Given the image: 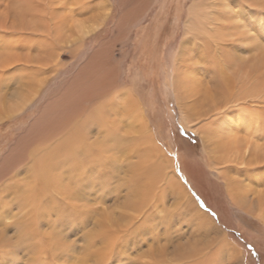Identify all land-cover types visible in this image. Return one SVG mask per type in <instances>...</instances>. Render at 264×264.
Here are the masks:
<instances>
[{"label": "bare ground", "instance_id": "6f19581e", "mask_svg": "<svg viewBox=\"0 0 264 264\" xmlns=\"http://www.w3.org/2000/svg\"><path fill=\"white\" fill-rule=\"evenodd\" d=\"M120 2L126 8L122 11L126 19L120 17L117 22L121 35L143 14L148 0ZM111 9L110 0H0V129L6 119L43 96L45 69L62 64L60 57L65 50L79 53L85 38L103 26ZM106 55H111L109 42L95 48L86 60V66L92 68L80 66L74 75L85 87L79 91L80 97L100 98L98 104L86 111L74 101L73 107H79L72 108V118L67 114L66 119L55 124L57 130H51L53 124L46 121L43 125L40 118L33 121L29 130H34V137L25 142L24 156L21 154L27 161L25 179L17 167L12 179L0 184V264H27L24 241L30 244L28 253H34L33 258L38 253L34 249H45L44 244L54 247L51 251L55 258L58 253L67 256L65 250L57 248L61 240L52 235L53 231L44 238L43 232L51 230L53 219L66 225L67 235L78 244H72V248L80 247L76 259L79 264H213L217 254L208 255L212 248L232 258L236 247L229 245L224 233L219 236L215 232L211 238L212 228L216 229L213 219L198 206L177 176L173 160L153 139L134 80L120 87L117 65L107 66L105 75L99 74ZM173 56L172 84L183 124L201 135L207 161L225 183L233 203L264 222V0H193ZM12 82L18 88L10 91L7 87ZM95 130L98 136L91 142ZM130 136L132 145L124 142ZM130 150L146 156L143 161H149V173L164 176L173 203H177L192 228L205 237L201 248L177 245L170 252L168 242L158 247L156 239L146 243L147 236L152 235L147 223L153 212L146 213L144 208L150 202H141L144 197L135 199L145 214L137 223L134 216L113 215L109 211L91 218L96 210L80 204V200L83 203L91 199L84 193L94 183L87 172L91 158L103 162ZM106 169L105 174L109 172ZM143 170H136L138 178L145 173ZM65 176L73 178L72 184L65 182ZM152 178L143 182V187L152 186ZM142 181L145 180L137 183ZM128 197L135 203L134 196ZM130 244L134 245L136 256L149 259L134 258ZM171 253V259L166 258Z\"/></svg>", "mask_w": 264, "mask_h": 264}, {"label": "rangeland", "instance_id": "374dc122", "mask_svg": "<svg viewBox=\"0 0 264 264\" xmlns=\"http://www.w3.org/2000/svg\"><path fill=\"white\" fill-rule=\"evenodd\" d=\"M110 1L112 9L108 18L99 30L85 38L84 48L82 47L79 53H77V51L75 52L73 49L70 51L69 49L68 51L65 50L60 57L62 64L51 67L50 69H45V74L49 75H43V77H46L44 79L45 84L42 85L43 87L41 88L43 96L41 95L42 97L36 99L34 103L24 111L6 119L2 123L0 129V164L3 161L6 162V164L4 163L3 166H0L2 169L0 170V184L12 179L16 171L15 168L17 167L22 169V175L20 177L25 179L24 173L27 171L25 166L27 161H23L25 158H21V154L24 156L25 142L29 138L32 139L34 137V130L33 132L29 130L33 121L40 118L41 121H44V123L42 122L43 125L46 121V123L53 124L51 130H57L55 124H57L60 119L62 121L66 119L68 115V117L72 118V108L79 107H73L74 101V104L80 103V106L82 104L85 110H89L91 106H96V104H98L97 100H100V98L84 99L83 95L80 97L81 94L79 91L83 92L85 87L80 86L79 81L74 78V75L78 72L80 66L87 67L88 61L86 60L90 59L91 53L95 48H99L103 43L109 42L112 56L110 55L107 57L108 55H106L102 57L106 59H104L102 63L103 66L100 68L99 74L105 75V71L108 67L117 65V69L120 71L118 72L120 76H118L117 79L120 83V87L129 84L132 79L134 80L135 89L137 86L136 91L140 96L139 99L143 105L145 115L147 116L148 126L150 127L149 129L153 135V139L159 144L158 146L163 149L165 154L173 160L175 172L184 184L186 190L193 196L198 206L213 219L216 229L212 228L211 238L215 237V232H218L219 236L224 233L229 237V245L231 247L232 245L236 247L233 249L235 253L232 258H230V255H223L219 253L216 248H212L208 255L210 253L212 255L217 254L216 259L213 260V264H264V222L259 220L256 215H249L238 205L233 203V200L226 191L225 183L218 178L207 161L201 135L194 130L186 129L183 124L184 119L182 111L174 94L172 84L173 72L170 65L174 57L173 55L180 45L184 33V22L187 17V9L193 0H148L143 14L140 15L138 19L134 20L128 32L121 34L122 36L119 34L117 22L120 17L126 19L125 15L122 14V11L126 8H124V5H121L120 0ZM132 1L134 2L135 0ZM126 3L129 4L131 2L127 1ZM87 68L92 67L88 66ZM7 88L10 91L18 88L17 83L12 82ZM76 99L80 100V102ZM67 102L69 103L67 104ZM48 109L49 111H47ZM76 110L77 109H75V111ZM97 136L98 131H93L91 137L89 136L90 141L93 142ZM131 138L130 136L129 139H125L124 142L129 141L128 144L132 145L133 142ZM124 146L125 144L123 143V147ZM121 150L123 149L121 148ZM25 153L28 154V149H26ZM145 157L144 154L138 151L130 150L116 157H110V159H106V161L103 162L98 160L97 157L91 158L87 172H89V177L94 180V183L92 182L93 184H89L87 188L84 189L85 196L90 195L91 199L83 203L82 200H80V204L90 211L96 210L91 218L94 216L99 217L100 215H97V213L102 214L103 212L109 211L113 215L134 216L137 223V220L139 222L143 220L145 214L141 212L143 209L141 207L142 205H137L136 200L145 198V200L141 202L146 203V201H149L151 204H147L144 208L147 209L146 213L150 214L153 212L149 215L151 220L147 223V225L152 228V235L147 236V239H145L146 243L151 244L152 240L156 239L155 247H158L162 243L168 242L171 245L170 248H172L169 250L170 252H172L177 245H182L184 247L185 245H189L190 248H192L191 245H195L201 248L202 243H206L204 240L205 237L202 236L199 230L196 231V229L192 228L177 203L176 205L173 203L174 200L168 193L169 187L166 185L165 178H163L164 176L160 177L158 172L155 173L156 175L149 173L150 169L147 170L149 161H143ZM134 158L136 159L134 160ZM105 165L107 166L105 167ZM107 167L109 172L106 171L105 174L104 169L107 170ZM8 168L10 169L8 170ZM6 170L8 171L6 172ZM136 170L138 172L139 170H143L145 173L138 178V172ZM98 172H101L100 175H97ZM93 174L98 176V178L92 176ZM150 176L154 178H152L154 184L152 186L147 185L143 187ZM65 177V182L72 184L71 179L73 178ZM143 179L145 181L139 184L137 183L138 180ZM105 180L106 182H104ZM89 186H91L92 189L89 188ZM112 187L115 188L111 190ZM142 187L143 189L141 190ZM146 188H148L149 191H147L148 189ZM114 190H116V192ZM151 191L153 192L151 193ZM166 193H168V195ZM129 195H132V198L134 196L133 201H135V203L130 202ZM98 200L102 201L98 202ZM90 204H92V206ZM138 206H140V209ZM23 214L26 215V213ZM23 214L22 216H24ZM26 217L27 216H24V218ZM169 217L171 220L167 219ZM44 228L47 229L46 225H44ZM66 228V225L63 224L62 221L53 219L51 230L47 229L49 233L47 234L45 231L43 233L45 240L52 234L51 231L54 232L52 235L55 234V236L60 237L59 240H61V245L59 244L57 248L65 250L66 253H68L67 256L63 253H58V258H55L54 256L56 255L52 254L51 251L54 247L51 248V246L44 244V246L46 245V250L44 248L37 250L34 249L35 247H32V249L35 250L34 252H38L36 255L37 257L35 256L33 258L32 256L34 253H28L30 252L28 249H31L29 247L30 244L27 245V242L24 241L26 253L25 260L29 258L26 260L27 264H34L32 259L37 262L36 264H79V261L77 262L76 259L79 258L77 255H80V247L76 249L74 247L72 248V244H75V246L78 244L73 242V237L69 236L70 234L67 235L68 231ZM76 237L78 238V236ZM226 247L228 248L227 245ZM130 248H132L131 250L134 252V258H138L139 256H136V250L133 244H130ZM144 249H147V246L146 248L144 247ZM71 251H74V254H72ZM116 255L118 254L116 253ZM212 255L211 258L213 259ZM171 257L172 253L166 258L171 259ZM144 258L139 257V259ZM51 259L54 260H52V263H49ZM119 264L125 263L121 262Z\"/></svg>", "mask_w": 264, "mask_h": 264}]
</instances>
